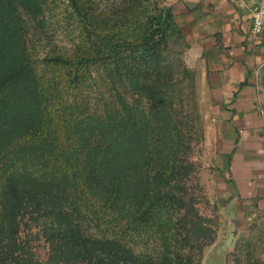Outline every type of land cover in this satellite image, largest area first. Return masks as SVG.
<instances>
[{
	"label": "rangeland",
	"instance_id": "obj_1",
	"mask_svg": "<svg viewBox=\"0 0 264 264\" xmlns=\"http://www.w3.org/2000/svg\"><path fill=\"white\" fill-rule=\"evenodd\" d=\"M37 1L35 10L19 6L21 23L29 57L60 136L74 138L91 121L103 120L108 137L122 127L126 142L132 135L145 139L149 165L142 159L138 172L148 168L150 174L157 175L155 184L163 187L162 201L168 206L165 216L175 223L183 217L186 226L172 231L178 232L182 248L176 244L168 248L160 217L138 222L128 202L118 214L108 206H91L94 201L88 197L85 208L70 207L85 234L117 240L120 244H111L107 250H117L110 256L122 259V264L130 251L143 258V264H205L214 245L225 238L229 245L226 264H264V214L247 217L230 203V190L218 161L219 134L211 116L204 69L200 58L192 54L189 28L176 17H167L171 7L167 0H83L95 12L92 22L76 11L72 0ZM86 26L105 35L109 47L119 44L128 56L140 54L146 44V29L152 28L155 35L150 31L146 37L149 44L157 42V55L152 61L140 59L138 67L124 59L119 68L107 59L79 72L51 59L56 55L97 56ZM163 29L164 38L158 40ZM153 97L165 102L157 105ZM64 124L70 128L65 133L61 129ZM42 220L26 217L23 234L42 264H68L59 259L62 256H50ZM189 228L194 229L190 243L184 239ZM68 250L76 254L71 247ZM74 259L69 264H90ZM98 264L116 262L110 259Z\"/></svg>",
	"mask_w": 264,
	"mask_h": 264
},
{
	"label": "trees",
	"instance_id": "obj_2",
	"mask_svg": "<svg viewBox=\"0 0 264 264\" xmlns=\"http://www.w3.org/2000/svg\"><path fill=\"white\" fill-rule=\"evenodd\" d=\"M72 4L80 15L92 22L95 12L83 0H72ZM19 6L35 10L38 1L0 0V264H42L32 243L23 234L26 217L28 220L42 217V230L50 241L51 257L62 256L59 259L68 264L78 257L79 261L90 264L110 259L122 264V259L111 257L117 250H107L111 244H120L117 240L86 235L82 224L72 216L70 207L85 208L88 197L93 198L91 206H108L118 214L123 213L128 202L138 222L147 223L160 217L167 247L176 244L182 248L184 243L178 238V232L172 231L186 228L183 217L175 223L170 216H165L168 206L162 201L163 187L155 184L157 175L150 174L148 168L138 172L142 159L149 165L145 139L132 135L126 142L122 138L121 124V130L118 128L114 136L108 137V127L103 120L91 121L78 134L77 129L73 130L77 135L74 138L60 136L57 120L45 102L28 54ZM166 15L175 17L171 7L167 8ZM86 30L97 56L56 55L51 59L79 72L84 66L107 59L119 68L124 59L138 67L142 65L140 59L152 61L157 55V42L149 44L146 37L150 31L152 37L155 35L152 28L146 29L143 36L146 44L138 56H128L119 44L110 48L105 35L88 26ZM160 32L158 40L164 38V29ZM164 102L162 97L154 98L157 105ZM61 129L64 133L70 130L65 124ZM191 232L194 233L193 228L188 229L184 238L189 243ZM196 238L201 239L200 235ZM69 247L75 255L70 254ZM96 251L100 253L95 254ZM129 254L124 264L144 263L139 255L131 251Z\"/></svg>",
	"mask_w": 264,
	"mask_h": 264
},
{
	"label": "crops",
	"instance_id": "obj_3",
	"mask_svg": "<svg viewBox=\"0 0 264 264\" xmlns=\"http://www.w3.org/2000/svg\"><path fill=\"white\" fill-rule=\"evenodd\" d=\"M257 0H167L189 28L219 134L230 203L264 214V33L252 30Z\"/></svg>",
	"mask_w": 264,
	"mask_h": 264
},
{
	"label": "water",
	"instance_id": "obj_4",
	"mask_svg": "<svg viewBox=\"0 0 264 264\" xmlns=\"http://www.w3.org/2000/svg\"><path fill=\"white\" fill-rule=\"evenodd\" d=\"M229 249L226 238L214 245L212 253L206 258L205 264H226V255Z\"/></svg>",
	"mask_w": 264,
	"mask_h": 264
},
{
	"label": "built area",
	"instance_id": "obj_5",
	"mask_svg": "<svg viewBox=\"0 0 264 264\" xmlns=\"http://www.w3.org/2000/svg\"><path fill=\"white\" fill-rule=\"evenodd\" d=\"M252 30L255 33H264V0H257L252 8Z\"/></svg>",
	"mask_w": 264,
	"mask_h": 264
}]
</instances>
